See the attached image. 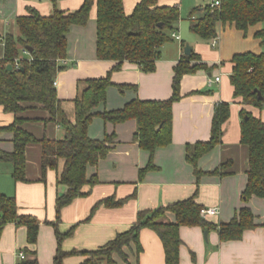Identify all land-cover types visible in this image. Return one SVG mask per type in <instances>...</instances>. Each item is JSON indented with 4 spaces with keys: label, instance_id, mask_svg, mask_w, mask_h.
<instances>
[{
    "label": "crops",
    "instance_id": "1",
    "mask_svg": "<svg viewBox=\"0 0 264 264\" xmlns=\"http://www.w3.org/2000/svg\"><path fill=\"white\" fill-rule=\"evenodd\" d=\"M140 0H124L125 10L131 13ZM84 0H59L62 10L78 9ZM185 2V3H184ZM160 4L179 5L181 17L176 26L180 39L173 38L160 48V57L152 72H144L138 63L124 61L119 70L113 71V85L108 88L107 101L98 110L123 107L134 98L164 100L173 94L175 66L178 65L185 47L190 45L200 56L193 63H204L207 67L195 73L185 74L181 80L182 97L173 104L172 141L159 147L154 153L156 169L140 172L150 161V152L134 139L138 130L136 119L114 124L95 117L89 126L92 138L102 139L115 134L116 139L109 153L96 165L87 168L88 178L97 182L86 184L83 192L61 209L58 216L56 200L67 191L66 185L58 183L65 160L60 159L57 169L49 168L45 179L42 170V145L31 143L26 149L27 181H15L13 164L0 161V192L16 197L20 214H29L40 221L37 243L30 245L27 227L14 222L7 223L0 233V264H21L23 259L37 258L39 264H54L58 239L55 225L63 234L73 229L70 236L62 240L64 251L80 252L95 250L112 240L118 233L128 230L138 220L142 210L166 206L196 194L203 207H216V215L205 217L218 225L230 221L237 211L248 206L255 214L256 227L244 232L239 240L223 241L217 229L202 226H181L180 264H264V198L252 196L243 199L248 181L249 147L241 142V110L243 108L264 120L262 108L245 105L234 96L231 82L233 56L238 53H261L264 50L256 32L264 28V22L250 26L246 31L233 23H220L217 42L204 39L191 30V14L195 7L203 10L207 0H159ZM28 7L48 15L53 10L51 0H0V58L4 55L2 37L8 32L19 34L16 18L27 14ZM200 12L194 16H198ZM97 6L91 9L85 25H73L68 33L66 67L56 76L57 94L69 119L75 120V98L84 81L105 77L117 64L115 60L97 58ZM21 57L30 58V52ZM220 76V80L209 85V79ZM133 85L121 91L118 85ZM230 102V115L223 124L221 143L203 155L199 167L206 172L221 168L224 174L207 173L197 179L193 164L186 159V147L199 141H208L212 135V121L216 106ZM23 127L38 138L59 139L65 128L49 117L46 110L31 105L22 114ZM13 113L5 112L0 105V126L14 120ZM14 149L13 133L0 132V150ZM107 199L113 200L112 204ZM117 202H120L119 204ZM175 221V215L168 213ZM205 231H208L205 235ZM142 251L127 248L129 262L115 255L116 264H166L164 246L159 235L143 228L140 233ZM32 251H35L34 253ZM70 254L63 264H83L87 255ZM100 264H107L102 262Z\"/></svg>",
    "mask_w": 264,
    "mask_h": 264
},
{
    "label": "trees",
    "instance_id": "2",
    "mask_svg": "<svg viewBox=\"0 0 264 264\" xmlns=\"http://www.w3.org/2000/svg\"><path fill=\"white\" fill-rule=\"evenodd\" d=\"M59 0H51L53 10L44 15L33 7L27 14L16 18L19 34L8 32L2 37L4 55L0 58V105L5 112L13 113L14 120L0 126V132L13 133L14 149L11 152L0 150V161L13 164L12 176L15 181H27L26 149L31 143L42 145V170L45 179L49 168L57 169L59 160L64 159V167L58 183L66 185L67 191L59 194L56 200L58 216L61 209L76 197L83 196V187L94 184L96 177L88 178L87 168L96 165L112 149L116 135L107 134L102 139L89 135V126L95 117L114 124L136 119L138 130L134 139L151 154L148 165L140 172L142 178L148 170L156 169L154 153L159 147L172 141L173 104L182 97L181 80L185 74L195 73L206 68L204 63H193L200 56L193 50L184 54L175 66L173 94L164 100H143L134 98L123 107L100 111V105L107 101L108 88L113 85L111 74L119 70L124 61L138 63L144 72H152L160 57V48L173 39L172 32L180 20L179 5L160 4L159 0H140L131 13L125 10L124 0H84L75 10H62ZM97 6V58L115 60L117 64L105 77L89 78L76 96L75 120L72 122L62 107L54 84L58 72L66 67L68 33L73 25H85L92 7ZM200 12L198 16H194ZM191 30L204 39H212L218 34L220 23H233L246 31L250 26L264 22V0H221V5L203 10L195 7L191 14ZM256 37L264 47V28L256 32ZM31 47L30 58L21 57L24 49ZM17 61L19 66H17ZM233 69L230 75L234 86V96L245 105L259 108L264 106V50L238 53L233 56ZM11 64L12 69L7 66ZM123 91L135 88L133 85H118ZM258 92H261L262 98ZM31 105L46 110L49 117L65 128V135L59 139L36 137L23 127L22 114ZM231 103L223 101L216 106L212 121V135L208 141L188 144L186 159L193 164L197 179L207 173L224 174L222 169L206 172L199 167L200 158L221 143L223 124L230 115ZM241 142L249 147L248 181L243 191V199L252 196L264 198V120L243 108L241 110ZM107 203L113 202L111 199ZM118 204L120 202H117ZM204 208L196 200V194L155 209L142 210L138 220L128 230L118 233L107 244L91 251H64L62 240L73 233V229L63 234L55 225L58 239L54 264H63V259L76 253H84L83 264H116L115 255L129 262L127 248L134 246L139 254L143 247L140 233L143 228L155 231L164 246L166 264H180L181 226H202L218 230L221 240H239L246 230L256 227L255 214L248 206L241 207L228 222L216 225L202 214ZM175 215V221L168 218ZM14 222L27 227L30 245L37 243L40 221L29 214H20L16 197L0 192V233L7 223ZM33 253L35 251H32ZM21 264H39L37 258L22 259Z\"/></svg>",
    "mask_w": 264,
    "mask_h": 264
},
{
    "label": "built area",
    "instance_id": "3",
    "mask_svg": "<svg viewBox=\"0 0 264 264\" xmlns=\"http://www.w3.org/2000/svg\"><path fill=\"white\" fill-rule=\"evenodd\" d=\"M206 5H209L211 8H215V7H218L221 5V0H207V3ZM172 37L175 38V39H180V35L176 32V31H173L172 32ZM217 36L213 37L211 39V43L212 45H215L216 42H217ZM24 52H29L27 49H24ZM17 66H19V63L17 61ZM220 80V76H216L215 78H210L209 79V85L212 86L214 82H217ZM54 84L56 85L57 84V81L55 80L54 81ZM219 212L218 208L216 207H208V208H202L201 210V214L204 216V217H207L209 215H216L217 213ZM20 258H25V253L24 252H20L19 254Z\"/></svg>",
    "mask_w": 264,
    "mask_h": 264
},
{
    "label": "water",
    "instance_id": "4",
    "mask_svg": "<svg viewBox=\"0 0 264 264\" xmlns=\"http://www.w3.org/2000/svg\"><path fill=\"white\" fill-rule=\"evenodd\" d=\"M28 49V51L29 52H32V48L31 47H27ZM191 51H192V47L190 46V45H187L186 47H185V54H190L191 53ZM7 68L9 69V70H11L12 69V65L11 64H9L8 66H7ZM258 94H259V97L260 98H262L263 96H262V94H261V92H258ZM207 233H208V231H205V235H207Z\"/></svg>",
    "mask_w": 264,
    "mask_h": 264
},
{
    "label": "rangeland",
    "instance_id": "5",
    "mask_svg": "<svg viewBox=\"0 0 264 264\" xmlns=\"http://www.w3.org/2000/svg\"><path fill=\"white\" fill-rule=\"evenodd\" d=\"M185 3V2H184Z\"/></svg>",
    "mask_w": 264,
    "mask_h": 264
}]
</instances>
